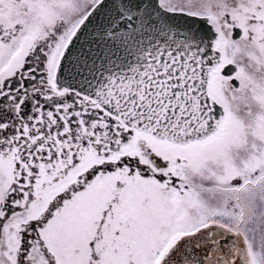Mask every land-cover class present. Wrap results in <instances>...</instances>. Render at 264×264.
<instances>
[{
  "label": "snow or ice",
  "instance_id": "1",
  "mask_svg": "<svg viewBox=\"0 0 264 264\" xmlns=\"http://www.w3.org/2000/svg\"><path fill=\"white\" fill-rule=\"evenodd\" d=\"M0 264H264V0H0Z\"/></svg>",
  "mask_w": 264,
  "mask_h": 264
}]
</instances>
